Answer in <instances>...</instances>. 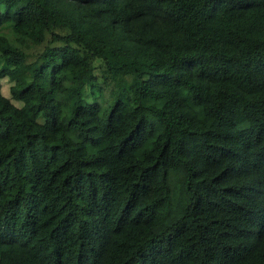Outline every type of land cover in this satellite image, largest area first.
I'll return each mask as SVG.
<instances>
[{"label": "trees", "instance_id": "16d2710c", "mask_svg": "<svg viewBox=\"0 0 264 264\" xmlns=\"http://www.w3.org/2000/svg\"><path fill=\"white\" fill-rule=\"evenodd\" d=\"M0 264H264V0H0Z\"/></svg>", "mask_w": 264, "mask_h": 264}, {"label": "rangeland", "instance_id": "374dc122", "mask_svg": "<svg viewBox=\"0 0 264 264\" xmlns=\"http://www.w3.org/2000/svg\"><path fill=\"white\" fill-rule=\"evenodd\" d=\"M4 31H7V29H5ZM42 47H37V48H28V53H29V56L31 59H35L36 57V54L41 51ZM95 74L96 76L100 77L101 78V75H102V71H101V62L98 61L95 63ZM12 83L11 81L8 79V78H4L2 80V91L4 93V95H6L7 97H11V92H10V87H11ZM87 96H89V94L87 93ZM29 97H26L24 98L23 101H16V100H13L18 106H21L23 105V103L28 99ZM111 100V97H109V95L107 94L106 96V100L104 101V104H108L109 101ZM175 177V178H172V177ZM171 178H172V182H173V187L174 189H178V187L180 186V174H175L173 175V173L171 174Z\"/></svg>", "mask_w": 264, "mask_h": 264}]
</instances>
